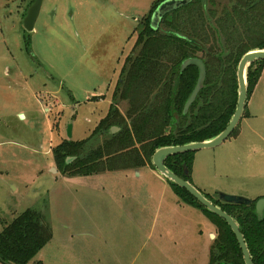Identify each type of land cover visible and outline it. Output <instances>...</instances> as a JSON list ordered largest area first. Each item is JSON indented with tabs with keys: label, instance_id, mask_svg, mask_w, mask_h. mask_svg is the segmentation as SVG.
Masks as SVG:
<instances>
[{
	"label": "rangeland",
	"instance_id": "rangeland-1",
	"mask_svg": "<svg viewBox=\"0 0 264 264\" xmlns=\"http://www.w3.org/2000/svg\"><path fill=\"white\" fill-rule=\"evenodd\" d=\"M157 1L42 0L27 33L23 19L35 0H0V230L32 209L48 219L53 235L30 264H208L216 228L201 211L183 206L155 170L69 180L52 155L64 140L87 139L108 114L136 30ZM254 104L261 111L250 123L264 137V81ZM229 141L194 152L191 185L204 195L243 197L229 193L261 188L253 180L243 187L247 181L237 178L248 168L237 161L245 151L229 156L237 159L236 178L214 168L230 154ZM101 142L93 140L94 146ZM125 206L152 225L129 235L119 213ZM91 228L93 236L84 234Z\"/></svg>",
	"mask_w": 264,
	"mask_h": 264
},
{
	"label": "trees",
	"instance_id": "trees-1",
	"mask_svg": "<svg viewBox=\"0 0 264 264\" xmlns=\"http://www.w3.org/2000/svg\"><path fill=\"white\" fill-rule=\"evenodd\" d=\"M164 1L155 2L140 21L108 114L87 139L64 140L52 150L55 167L63 177L155 170L151 158L156 150L204 142L227 127L236 109L238 63L246 53L264 50V0H193L166 14L153 29L151 17ZM25 49L30 53L28 38ZM187 59L201 60L206 76L194 103L183 114L198 78L196 67L181 72V64ZM263 68L264 61L248 69L247 100ZM120 104L126 106L124 113L118 110ZM246 116L245 107L242 118ZM113 127L119 130L110 133ZM238 129L239 125L230 138L237 135ZM97 137L102 142L94 146ZM193 156L194 153H186L170 157L165 166L191 184ZM68 158L74 160L66 163ZM167 183L181 203L201 211L216 228L208 264H244L228 225L207 212L186 191ZM219 195L204 196L239 225L253 264H264V214L259 219L255 212L258 200L250 206L235 205L222 202ZM52 236L51 224L44 215L32 209L23 211L2 225L0 263L30 264Z\"/></svg>",
	"mask_w": 264,
	"mask_h": 264
},
{
	"label": "water",
	"instance_id": "water-1",
	"mask_svg": "<svg viewBox=\"0 0 264 264\" xmlns=\"http://www.w3.org/2000/svg\"><path fill=\"white\" fill-rule=\"evenodd\" d=\"M193 0H166L162 2L151 17V27L156 29L161 21V19L168 13L178 10ZM262 0L257 1L261 2ZM42 0H35V2L27 9L26 15L23 19V29L27 33H31L34 29V25L37 21L41 10ZM264 61V50H253L242 56L240 59L237 70H236V78H237V103L235 112L229 121L227 127L216 137L198 143H190L183 146H174V147H165L160 148L155 151L151 158V164L154 167L156 173L164 179L166 182H169L176 187L186 191L201 207H203L207 212L217 216L222 219L230 228L233 233L239 249L242 254L243 263L244 264H253L247 244L245 239L240 231L239 225L236 221L229 216L227 213L222 211L219 207L215 206L209 200L205 198V196L199 192L196 188H194L188 181L178 177L173 172H171L166 166L165 161L174 156L186 154V153H194L201 150L214 149L222 145L225 141H227L235 129L238 127L247 102V71L248 69L254 65L255 63ZM188 67H196L198 70V78L195 84L193 91L191 92L189 98L187 99L184 108L183 114H186L194 103L197 95L203 88V84L206 76V69L203 62L199 59H187L181 64V72L186 70ZM118 128H111L110 133H116ZM70 137V134H68ZM74 158H68L66 163H70ZM184 174L187 176V171L184 169ZM219 199L224 203L235 204V205H243L250 206L252 201L243 197L229 196L220 194ZM255 212L259 219L263 217L264 214V198L259 199L255 203ZM212 238H214L212 236ZM7 264V263H4Z\"/></svg>",
	"mask_w": 264,
	"mask_h": 264
},
{
	"label": "crops",
	"instance_id": "crops-1",
	"mask_svg": "<svg viewBox=\"0 0 264 264\" xmlns=\"http://www.w3.org/2000/svg\"><path fill=\"white\" fill-rule=\"evenodd\" d=\"M52 18L54 19V16ZM263 81H264V68L262 70V73H261V76L258 80L257 85L255 86L251 96L248 98V100L246 102L247 116L245 118L241 119V121L239 123V129H238L237 135L235 137L229 138L227 140V141L230 140L229 141L230 154H227L226 157L219 159L217 167H214L216 170L217 169L220 170V175H223L224 177H227V178H236L237 177L236 172H238L237 168H236V172L234 174H232L231 171L233 170V167L235 166V161L237 159L235 158V160H232L229 158V156L235 155L237 157L238 153L240 154L243 151H245V153H242V157H243L242 160H240L239 158L237 160V161H241V163L245 162L248 166L246 172H244V175L242 177H237V178H243V179H241V180H243V182L247 181V183L242 185L243 187H245L246 184L250 185L249 180H253L255 182H260V184H256L255 186H261V188L264 187V181H263L264 180V137L260 134L259 131H257L254 128V124L250 123V122H252V120L256 119L260 115L259 114L260 112H258V111H261V108L260 109L258 108V106H259L258 104H254V98L257 94L258 89L262 85ZM244 122H246V123H245L244 127L241 128V124H244ZM259 145L262 147V149L259 147ZM230 162H231L232 168H230ZM236 164H237V162H236ZM139 171L135 172L136 175H139ZM125 172H128V171H125ZM130 172H132V171H130ZM93 176H96V175H93ZM78 178H81V177L67 178V179L78 180ZM83 178H87V177H83ZM91 180L93 183L96 182L95 181L96 178L91 179ZM252 187H254L253 184H252V186H248L246 188V191H245L246 195L245 194H239V192H241V191L237 192L238 189L236 190V192H233V190H232V192H230L229 194L243 196V197L250 199L251 201L264 198V189L257 188V190H256V189H253ZM175 198H176V196H175ZM176 202L178 204H180L178 202V200ZM183 206H186V205H183ZM126 207L127 206H125L124 208H126ZM187 207H189V206L187 205ZM190 208H191V206H190ZM123 209H121L119 211V213H121L123 216V224L122 225H124L125 227H128V234L129 235L135 234L138 230L141 231V229H138L139 227H143V226L146 227V226L152 225V224H150L151 222L148 223L149 220H147L146 218H142V216L138 217V215L133 216L129 209L126 208L125 211ZM193 209H195V208H193ZM82 232L83 231H80L79 233H82ZM211 233H212V231H209V235L212 238ZM84 234H91L92 236L94 235L92 233V228H91V232L87 231ZM145 237L149 238L147 236H145ZM134 240L135 239L132 238L129 241L130 246L131 245L136 246V244H133ZM143 247H144V244H142L140 246V249H143ZM131 250H132L131 247H129V251H131Z\"/></svg>",
	"mask_w": 264,
	"mask_h": 264
}]
</instances>
